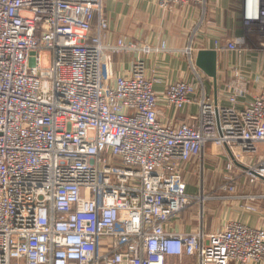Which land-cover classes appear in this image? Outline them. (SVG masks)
<instances>
[{"label":"built area","instance_id":"built-area-1","mask_svg":"<svg viewBox=\"0 0 264 264\" xmlns=\"http://www.w3.org/2000/svg\"><path fill=\"white\" fill-rule=\"evenodd\" d=\"M206 0H157L162 10ZM245 42L264 50V0H243ZM103 0H0V264H249L264 259V231L240 222L207 234L172 233L192 202L180 164L203 162L207 145L227 150L225 198L237 175L264 182V94L245 101L234 69L228 106L196 87L170 83L158 96L140 55L167 51L107 41ZM218 45V44H217ZM192 48L181 50L192 69ZM139 55L115 76L113 56ZM43 56L48 64L43 65ZM195 103L189 123L168 126L158 104ZM238 167V173L235 169ZM248 211H254L245 206Z\"/></svg>","mask_w":264,"mask_h":264},{"label":"crops","instance_id":"crops-1","mask_svg":"<svg viewBox=\"0 0 264 264\" xmlns=\"http://www.w3.org/2000/svg\"><path fill=\"white\" fill-rule=\"evenodd\" d=\"M242 2L243 0H206L204 9L200 5L189 4L162 10L158 7L157 0H103V14L108 21L107 41L114 44L118 39L130 40L150 46L154 50L159 49L162 43L165 44L167 51L140 55L146 77L159 80V83L154 84L158 96L164 93L168 84L185 82L196 87L192 99L205 93L214 103L226 107L229 104L225 84L234 69L240 70L249 80V95L240 100L241 107L245 101L264 94V50L259 49L258 41L255 44L250 41V47L247 40L241 55L222 49L227 43L245 37ZM188 47L193 50L194 69L187 56L181 53V50ZM201 50L216 53L215 80L207 77L195 66L196 55ZM138 56L114 55V75H129ZM197 113L198 107L194 102L180 110L168 109L162 102L158 104V118L168 126L189 123ZM263 150L264 143L256 146V160L264 158ZM226 152L228 151L207 145L203 162L192 159L180 164L186 184V178L196 173L195 168H201L202 172L205 169L209 173L213 165L217 170L220 169L224 180ZM237 169L238 167L235 173H238ZM223 182L220 176L212 179L206 176L195 179L193 183L188 182L189 196H203L206 199L201 205L192 202L186 210L170 221L167 230L172 233H195L202 230L211 234L221 231L227 223L237 221L264 231V182L251 184L245 177L236 176L235 196L254 197L253 200L225 198L219 191ZM247 205L254 211L246 210ZM249 264H264V259Z\"/></svg>","mask_w":264,"mask_h":264},{"label":"water","instance_id":"water-1","mask_svg":"<svg viewBox=\"0 0 264 264\" xmlns=\"http://www.w3.org/2000/svg\"><path fill=\"white\" fill-rule=\"evenodd\" d=\"M195 66L207 77L216 78V53L215 51L201 50L196 55Z\"/></svg>","mask_w":264,"mask_h":264},{"label":"rangeland","instance_id":"rangeland-1","mask_svg":"<svg viewBox=\"0 0 264 264\" xmlns=\"http://www.w3.org/2000/svg\"><path fill=\"white\" fill-rule=\"evenodd\" d=\"M247 45L252 47V43L250 41L247 42ZM47 64H48V56H43V65L46 66ZM260 153H263V152H260ZM195 169H196V173L194 175H190L191 177L186 178L187 184H188V182L193 183L195 179L198 180L199 178H204L206 176L208 177V179H212V178H216V177L220 176L221 181H224V180H222V176L220 175V172H221L220 169L217 170L214 167V165L212 166V168H210L209 173L205 169H204V172H202L201 168H199V167L195 168ZM217 186H214V187H217Z\"/></svg>","mask_w":264,"mask_h":264}]
</instances>
